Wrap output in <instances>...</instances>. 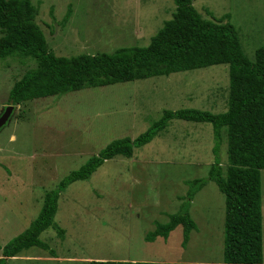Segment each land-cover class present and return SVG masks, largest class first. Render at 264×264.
Instances as JSON below:
<instances>
[{"label":"rangeland","instance_id":"rangeland-1","mask_svg":"<svg viewBox=\"0 0 264 264\" xmlns=\"http://www.w3.org/2000/svg\"><path fill=\"white\" fill-rule=\"evenodd\" d=\"M36 23L56 55L113 52L147 45L175 9L173 0H31ZM204 18L228 13L246 55L253 59L264 42V0H193ZM70 6L68 18L66 11ZM31 58L0 60V110ZM227 64L173 72L105 86L87 87L16 104L0 130V256L2 247L38 214L45 191L115 138H135L158 120L164 109L226 110ZM219 159L225 167L223 132ZM209 122L173 118L131 157L103 162L86 180L70 183L59 194L54 220L40 234L53 253L38 246L5 264H87L91 259L221 263L224 255L225 195L208 181L191 200L196 178L208 175L214 161ZM262 254L264 262V168ZM189 202V205H187ZM187 205L196 228L184 243L181 225L167 239L148 242L157 222Z\"/></svg>","mask_w":264,"mask_h":264},{"label":"trees","instance_id":"trees-1","mask_svg":"<svg viewBox=\"0 0 264 264\" xmlns=\"http://www.w3.org/2000/svg\"><path fill=\"white\" fill-rule=\"evenodd\" d=\"M175 9L147 45L122 46L113 52L56 55L35 21L38 5L31 0H0V60L31 58L35 65L14 81L8 103L60 96L71 91L118 82L168 75L213 64H227L229 84L226 110L213 113L198 108L164 109L160 118L135 138H115L65 175L55 188L45 191L42 206L19 234L2 247L0 264L32 246L54 252L40 234L51 227L60 238L65 230L55 222L62 190L77 180H86L106 160L117 155L131 157L136 147L150 142L173 118L209 122L214 135V161L208 175L186 181L193 196L208 181L225 195L224 255L221 263L155 262L145 260L91 259L87 264H264L262 254V195L260 170L264 168V42L249 58L236 26L226 13L207 19L193 0H173ZM71 9L68 7L65 17ZM227 141V162L222 166L219 149ZM189 205V202H187ZM157 222L144 239H167L178 225L186 243L196 223L188 206Z\"/></svg>","mask_w":264,"mask_h":264},{"label":"water","instance_id":"water-1","mask_svg":"<svg viewBox=\"0 0 264 264\" xmlns=\"http://www.w3.org/2000/svg\"><path fill=\"white\" fill-rule=\"evenodd\" d=\"M15 110L16 106L13 104H9L0 110V130L9 124Z\"/></svg>","mask_w":264,"mask_h":264},{"label":"clouds","instance_id":"clouds-1","mask_svg":"<svg viewBox=\"0 0 264 264\" xmlns=\"http://www.w3.org/2000/svg\"><path fill=\"white\" fill-rule=\"evenodd\" d=\"M16 106V105H15ZM13 115V114H12ZM12 118V117H11Z\"/></svg>","mask_w":264,"mask_h":264}]
</instances>
